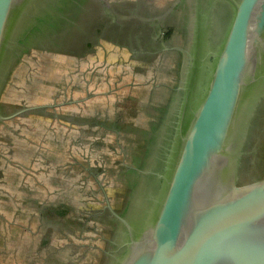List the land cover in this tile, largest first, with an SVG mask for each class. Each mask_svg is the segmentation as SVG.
<instances>
[{
  "label": "flooded vegetation",
  "instance_id": "af4514ba",
  "mask_svg": "<svg viewBox=\"0 0 264 264\" xmlns=\"http://www.w3.org/2000/svg\"><path fill=\"white\" fill-rule=\"evenodd\" d=\"M231 14L226 0L32 2L0 88V264L110 263L126 229L105 195L128 220L148 195L173 137L198 17L211 24L216 43ZM110 54L133 60L134 77H145L138 84L148 92L134 119L105 117L111 104L101 105L85 86L76 91L82 100L70 103L69 76L52 73L73 60L79 76L86 57ZM44 82L51 103L36 101ZM110 138L115 144L84 152L85 142ZM242 151L246 174L264 168V99Z\"/></svg>",
  "mask_w": 264,
  "mask_h": 264
},
{
  "label": "water",
  "instance_id": "95a60500",
  "mask_svg": "<svg viewBox=\"0 0 264 264\" xmlns=\"http://www.w3.org/2000/svg\"><path fill=\"white\" fill-rule=\"evenodd\" d=\"M33 1L0 0V88ZM226 1L216 43L198 17L163 171L129 220L105 195L126 229L109 264H264V168L242 165L264 99V0Z\"/></svg>",
  "mask_w": 264,
  "mask_h": 264
},
{
  "label": "rangeland",
  "instance_id": "374dc122",
  "mask_svg": "<svg viewBox=\"0 0 264 264\" xmlns=\"http://www.w3.org/2000/svg\"><path fill=\"white\" fill-rule=\"evenodd\" d=\"M110 55L111 56L106 61L102 60L103 56L99 60L90 59L91 61H88V58L86 57L83 61L85 65L83 66V70L80 71L79 76L75 73L77 64H75L73 60H69L68 63L64 62L63 64H57L56 66L58 67L53 70L52 73H56L58 78L62 73H66L69 76L65 81V85L67 89L66 97L70 103H73L72 101L79 102L82 100V96L80 95L82 93L76 91L78 90V87L80 88L85 86L90 92V94H93L94 96L98 97L97 99L99 101L101 100V105L104 103L111 104V108H108L109 110L106 108L104 110V108H102L105 117L108 116L112 118L116 114L122 115L124 119H134V114L137 113V104H142L139 103V100L142 99V101H144L145 93L148 92V90L141 88L138 84H141L145 77H143L142 81H140L141 78L138 75H136V78L134 77L135 73L133 72L132 65L135 66V62L133 60L128 61V63L125 60L126 58H120L118 57V54ZM37 62L38 60L35 61V63ZM34 67L35 64L31 63L29 69ZM39 69L41 68L39 67ZM51 77H53L55 83L58 82V79L55 77L54 74L51 75L49 78ZM77 77H79L80 79L78 80ZM79 81L83 83L81 84ZM130 82L136 83L137 86L133 88L130 87L129 85L132 84ZM51 85L54 86V83H51ZM45 86H47L46 82H44L41 85L40 89L37 90L36 101L38 103L46 104L52 102L51 94L48 93L49 90L45 89ZM63 100L64 99L62 97V99L57 100L56 103H62ZM125 101L127 102V104L125 103ZM130 102L134 104L132 109L128 108L131 106ZM121 103H123V107L118 110V106L116 105H121ZM64 109L65 108H63V110ZM46 123L48 128V122ZM110 143L115 144V142H113L111 138L95 142L94 144L92 142H85L84 152H87V150H94L98 148L99 144H101L103 148L108 147V144ZM71 151L72 149L70 147L69 152L73 154V152ZM112 156H115L113 158L120 157V155L115 154L111 155L110 157ZM87 158H89V156H87ZM72 159L73 157L69 155L70 162L72 161ZM92 160H94V158H92ZM89 182L92 184L91 180H89ZM0 262H3V260H0Z\"/></svg>",
  "mask_w": 264,
  "mask_h": 264
}]
</instances>
